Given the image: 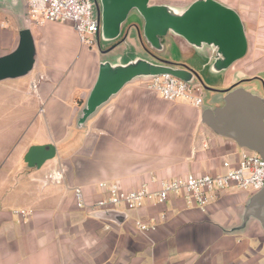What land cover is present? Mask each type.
<instances>
[{"label": "crops", "instance_id": "crops-1", "mask_svg": "<svg viewBox=\"0 0 264 264\" xmlns=\"http://www.w3.org/2000/svg\"><path fill=\"white\" fill-rule=\"evenodd\" d=\"M159 1L182 5L192 0ZM217 1L239 15L247 50L225 71L204 69L201 79L226 89L241 75L246 79L242 86L264 95V0ZM2 19L0 56L15 49L21 29L12 13L0 12ZM26 26L35 62L26 75L0 81L28 77L7 86L9 98L2 102L14 100L19 112L7 126L22 144L23 160L32 145L52 146L54 155L40 166L28 165L13 186L0 181V190L13 189L14 197V202L0 197V264H264L259 222L249 219L238 228L250 194L237 188L218 192L205 212L181 196L121 208L119 219L96 217L77 207L74 186L82 187L87 203L105 195L99 182L123 190L144 183L156 189L162 179L223 172V162L235 164L241 148L201 121L202 109L214 105L167 101L145 87L146 78L123 85L78 127V112L106 55L99 47L81 44L71 22ZM19 208L31 213L17 216L13 210ZM136 218L154 223L156 229L139 233Z\"/></svg>", "mask_w": 264, "mask_h": 264}, {"label": "water", "instance_id": "water-1", "mask_svg": "<svg viewBox=\"0 0 264 264\" xmlns=\"http://www.w3.org/2000/svg\"><path fill=\"white\" fill-rule=\"evenodd\" d=\"M98 2V43L100 39L109 43L119 39V42L100 50L106 56L99 63L96 81L78 112V127H82L86 119L126 83L136 78L148 79L167 73L190 84L201 83L204 89L213 91L212 103L209 104L214 106L202 109L201 121L216 134L233 140L240 148L252 150L264 159V95L242 86L241 82L246 79L241 75L226 89L204 86L201 79L204 69L212 74L225 71L247 50L243 24L234 9L217 0H192L182 5L151 0ZM0 8L15 15L21 25L15 49L0 56L1 81L29 73L35 62V47L30 29L26 26L25 0H0ZM130 14L141 18L142 27L137 33L151 50L162 51L168 35L179 37L201 57V70L163 60L153 54H136L124 59L122 54L115 52L130 32L121 36L122 24ZM98 47L101 49L100 43ZM53 155L52 146L32 145L26 151L24 160L31 167L40 166ZM90 214L96 217L112 215L119 219L122 210L102 209ZM249 219L257 220L264 231V185L250 194L238 228L245 227Z\"/></svg>", "mask_w": 264, "mask_h": 264}, {"label": "built area", "instance_id": "built-area-1", "mask_svg": "<svg viewBox=\"0 0 264 264\" xmlns=\"http://www.w3.org/2000/svg\"><path fill=\"white\" fill-rule=\"evenodd\" d=\"M97 8V0H25L29 23L42 25L48 21L71 22L80 43L88 47L99 46L97 34L100 21ZM144 85L167 101L182 99L197 107L204 102L201 83L190 84L171 74L152 76ZM223 167L224 171L216 174H188L162 179L156 189L144 183L137 188L123 190L115 183L99 182L98 186L105 190V195L90 203L85 201L82 187L74 186L71 189L77 207L90 212L102 209H136L147 201L162 203L170 196H181L189 206L205 212L212 198L220 191L237 188L252 194L264 185V159L252 150L241 148L237 162L231 164L224 161ZM13 213L24 217L31 210L19 208L13 210ZM134 227L139 233L156 229L154 223L140 218L134 220Z\"/></svg>", "mask_w": 264, "mask_h": 264}, {"label": "rangeland", "instance_id": "rangeland-1", "mask_svg": "<svg viewBox=\"0 0 264 264\" xmlns=\"http://www.w3.org/2000/svg\"><path fill=\"white\" fill-rule=\"evenodd\" d=\"M151 1L161 2L159 0ZM0 12H4V10L0 8ZM1 15L2 18H8L9 20H11L10 16H7L5 14ZM140 19L141 18L137 14H130L129 16L130 22L138 21ZM3 23H5V21H3L2 19L0 25L3 26ZM11 23L13 24V22ZM99 43L101 50L108 49L110 46L109 42H105L102 39H100ZM180 44L181 43L176 40L175 36L173 37L168 35L164 39L163 50L160 52L153 51L149 48L144 40H140L136 29L132 28L126 38L125 45L117 48V50L114 51L122 54L124 59H127L131 55L136 54L141 56H150L149 54H153L157 58L184 64L194 70H201V67L203 66L201 57L194 51L192 52V50L186 45L183 48ZM108 55L110 56V54ZM27 78L17 81L15 80L3 82L0 85V170L2 172H6V174L0 173V181H4L6 186H9L10 184L11 186H13L15 180L20 176V174H22L21 172H25L28 170V165L22 158L19 157L22 153L20 148L22 144L19 143L18 145L17 141L15 140L16 134L12 130L9 131V127L7 126V122L13 120L12 117L17 116V114L19 113L16 109V103L14 102V100L6 103H3L2 101H4V99L5 101H7L9 98L10 91L7 86H11L13 82H23L27 80ZM25 83H23V87L26 86ZM204 86L208 85L204 83ZM22 97L23 96H19L17 100ZM203 98V103H212L213 93L211 95L209 94V91L204 89ZM12 191L13 189L10 191V189L7 190V188L6 190H0V197L3 199V201L10 200L11 202H14Z\"/></svg>", "mask_w": 264, "mask_h": 264}, {"label": "flooded vegetation", "instance_id": "flooded-vegetation-1", "mask_svg": "<svg viewBox=\"0 0 264 264\" xmlns=\"http://www.w3.org/2000/svg\"><path fill=\"white\" fill-rule=\"evenodd\" d=\"M97 6H98L97 10H98V12H99L100 4H99L98 0H97ZM129 16H130V15H129ZM129 16H128V18L126 19V21L122 24L121 36L124 35L125 32H129L132 28H135L136 31L141 30V27H142V20L140 19V20H138V21L130 22V21H129ZM99 25H100V23H99ZM121 36H120V38H121ZM117 42H119V39H117V40L111 42V43H110V46L115 45Z\"/></svg>", "mask_w": 264, "mask_h": 264}]
</instances>
